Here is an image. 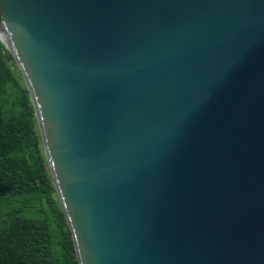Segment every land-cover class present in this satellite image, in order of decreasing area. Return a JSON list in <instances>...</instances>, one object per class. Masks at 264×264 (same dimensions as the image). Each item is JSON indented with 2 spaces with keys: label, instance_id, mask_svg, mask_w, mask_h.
Instances as JSON below:
<instances>
[{
  "label": "water",
  "instance_id": "water-1",
  "mask_svg": "<svg viewBox=\"0 0 264 264\" xmlns=\"http://www.w3.org/2000/svg\"><path fill=\"white\" fill-rule=\"evenodd\" d=\"M79 264H264V0H0Z\"/></svg>",
  "mask_w": 264,
  "mask_h": 264
},
{
  "label": "trees",
  "instance_id": "trees-1",
  "mask_svg": "<svg viewBox=\"0 0 264 264\" xmlns=\"http://www.w3.org/2000/svg\"><path fill=\"white\" fill-rule=\"evenodd\" d=\"M12 87L17 94L12 97ZM40 205L42 219L24 215ZM0 264H79L29 91L0 39Z\"/></svg>",
  "mask_w": 264,
  "mask_h": 264
},
{
  "label": "rangeland",
  "instance_id": "rangeland-1",
  "mask_svg": "<svg viewBox=\"0 0 264 264\" xmlns=\"http://www.w3.org/2000/svg\"><path fill=\"white\" fill-rule=\"evenodd\" d=\"M11 92L13 93L11 96L15 98L14 95L17 94V90L12 87ZM24 215L29 218L42 219L47 215L50 216V212L47 209H43L42 207H40V205H37L33 209H28L27 211H25Z\"/></svg>",
  "mask_w": 264,
  "mask_h": 264
}]
</instances>
